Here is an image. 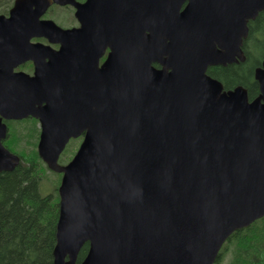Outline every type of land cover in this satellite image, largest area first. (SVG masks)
Segmentation results:
<instances>
[{"label": "water", "instance_id": "1", "mask_svg": "<svg viewBox=\"0 0 264 264\" xmlns=\"http://www.w3.org/2000/svg\"><path fill=\"white\" fill-rule=\"evenodd\" d=\"M263 10L264 0H194L180 15L198 31L170 35L164 21L146 69H128L145 71L142 81L97 78L93 142L66 165L57 162L65 145H38L47 166L63 173L52 264H214L233 231L264 216V60L252 100L242 86L226 91L206 74L209 65L244 60L248 21ZM50 68L52 79L61 77L57 62ZM2 152L0 169L14 168L19 158Z\"/></svg>", "mask_w": 264, "mask_h": 264}, {"label": "flooded vegetation", "instance_id": "2", "mask_svg": "<svg viewBox=\"0 0 264 264\" xmlns=\"http://www.w3.org/2000/svg\"><path fill=\"white\" fill-rule=\"evenodd\" d=\"M17 2L0 0V157L4 148L26 165L35 164L34 154L45 164L38 145H65L58 162L66 164L79 145L90 137L93 142L98 130L93 95L97 78L104 74L111 82L142 81L145 71L137 75L128 69L137 62L146 69L145 53L150 45L161 47V41L152 38L163 35L164 21L170 35H193L200 27L196 23L193 29V19L180 15L194 0ZM163 5L169 7L165 17ZM52 22L60 33H52ZM52 62L59 64L60 78H51ZM233 63L238 64V58L209 65L206 74L222 83L213 69ZM151 66L163 67L156 61ZM55 173L61 179L62 173Z\"/></svg>", "mask_w": 264, "mask_h": 264}, {"label": "trees", "instance_id": "3", "mask_svg": "<svg viewBox=\"0 0 264 264\" xmlns=\"http://www.w3.org/2000/svg\"><path fill=\"white\" fill-rule=\"evenodd\" d=\"M242 49L244 61L216 67L213 74L220 77L226 88L244 87L251 100L259 93L254 69L264 60V10L248 21ZM34 160L35 164L20 163L0 173V264L53 263L59 196L56 187L43 191L42 184L49 179L45 174L47 168L36 154ZM87 250L86 242L79 251L78 262ZM263 263L264 216L235 230L224 242L214 264Z\"/></svg>", "mask_w": 264, "mask_h": 264}, {"label": "rangeland", "instance_id": "4", "mask_svg": "<svg viewBox=\"0 0 264 264\" xmlns=\"http://www.w3.org/2000/svg\"><path fill=\"white\" fill-rule=\"evenodd\" d=\"M258 55H261L262 53L257 52ZM42 164V163H41ZM44 165V164H43ZM47 168V167H46ZM46 176L49 179H45L44 184H42V189L44 192H48L50 189H54L57 187L55 183L57 182V178L59 179V175H55L52 171H50L48 168L46 170Z\"/></svg>", "mask_w": 264, "mask_h": 264}]
</instances>
